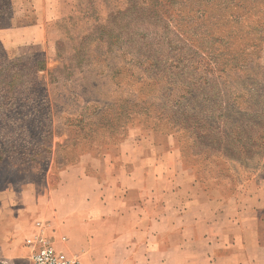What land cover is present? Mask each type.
I'll return each instance as SVG.
<instances>
[{
  "label": "rangeland",
  "instance_id": "1",
  "mask_svg": "<svg viewBox=\"0 0 264 264\" xmlns=\"http://www.w3.org/2000/svg\"><path fill=\"white\" fill-rule=\"evenodd\" d=\"M59 3L43 44L0 38V196L128 138L172 139L208 189L264 192V0Z\"/></svg>",
  "mask_w": 264,
  "mask_h": 264
},
{
  "label": "crops",
  "instance_id": "2",
  "mask_svg": "<svg viewBox=\"0 0 264 264\" xmlns=\"http://www.w3.org/2000/svg\"><path fill=\"white\" fill-rule=\"evenodd\" d=\"M16 1L22 13L0 30L3 43H14L7 32L43 44L50 9L60 8V0ZM258 187L242 194L208 189L185 167L172 139L163 148L128 138L117 156L61 167L43 191L28 184L3 192L0 264H33L32 242L40 233L80 264H264Z\"/></svg>",
  "mask_w": 264,
  "mask_h": 264
},
{
  "label": "built area",
  "instance_id": "3",
  "mask_svg": "<svg viewBox=\"0 0 264 264\" xmlns=\"http://www.w3.org/2000/svg\"><path fill=\"white\" fill-rule=\"evenodd\" d=\"M32 261L33 264H80L77 259L57 251L52 239L44 233L38 234L32 242Z\"/></svg>",
  "mask_w": 264,
  "mask_h": 264
}]
</instances>
